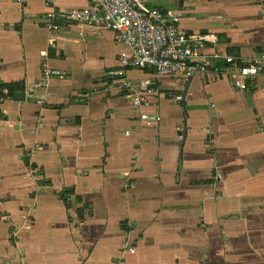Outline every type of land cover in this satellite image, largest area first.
I'll return each instance as SVG.
<instances>
[{
    "label": "crops",
    "instance_id": "1",
    "mask_svg": "<svg viewBox=\"0 0 264 264\" xmlns=\"http://www.w3.org/2000/svg\"><path fill=\"white\" fill-rule=\"evenodd\" d=\"M88 5L0 0V264H264V75L242 90L219 62L185 93L191 77L130 69L151 88L135 107L105 75L125 49L112 31L49 27ZM148 5L215 35L203 55L264 46V0ZM44 62L62 74L46 86Z\"/></svg>",
    "mask_w": 264,
    "mask_h": 264
},
{
    "label": "built area",
    "instance_id": "2",
    "mask_svg": "<svg viewBox=\"0 0 264 264\" xmlns=\"http://www.w3.org/2000/svg\"><path fill=\"white\" fill-rule=\"evenodd\" d=\"M87 1L89 5L85 8L49 13V27L58 31L60 21H70L112 31L116 42L125 49L120 52L117 68L105 75L110 80L121 79L123 96L135 107L150 106L146 95L151 93V88L149 81L134 85L127 79L126 73L130 69L155 70L159 75L180 76L186 81L193 74L208 72L222 62L229 65L224 71H230L232 83L242 90L248 89L259 75H264V46L258 48L250 60L231 55L206 56L202 51L207 44L215 42V35L182 32L178 12L150 7L149 0ZM42 54L47 57V52ZM41 69L42 86H46L52 77L62 76L49 68L47 62ZM175 99L179 101L182 97L179 95ZM141 119L148 121L150 117L143 114Z\"/></svg>",
    "mask_w": 264,
    "mask_h": 264
},
{
    "label": "water",
    "instance_id": "3",
    "mask_svg": "<svg viewBox=\"0 0 264 264\" xmlns=\"http://www.w3.org/2000/svg\"><path fill=\"white\" fill-rule=\"evenodd\" d=\"M191 80H192V77L187 82V87L185 89V93L187 92V88H188L189 84L191 83ZM30 98H31L30 96L29 97H26V92H17L13 96V99L15 101H18V102L26 101V99L27 100H30Z\"/></svg>",
    "mask_w": 264,
    "mask_h": 264
},
{
    "label": "trees",
    "instance_id": "4",
    "mask_svg": "<svg viewBox=\"0 0 264 264\" xmlns=\"http://www.w3.org/2000/svg\"><path fill=\"white\" fill-rule=\"evenodd\" d=\"M14 92H15V90H11V91L9 90V94H8V95H9L10 97L14 96V94L16 93V92H15V93H14Z\"/></svg>",
    "mask_w": 264,
    "mask_h": 264
}]
</instances>
